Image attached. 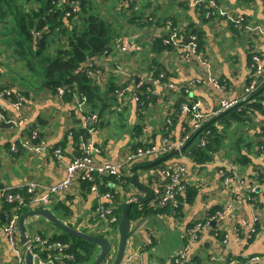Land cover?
<instances>
[{
	"label": "crops",
	"instance_id": "0c3cea01",
	"mask_svg": "<svg viewBox=\"0 0 264 264\" xmlns=\"http://www.w3.org/2000/svg\"><path fill=\"white\" fill-rule=\"evenodd\" d=\"M90 1H93L95 7L102 13H105L106 9H113L111 7L113 0ZM138 1H141L142 6L138 4L136 17L132 21L133 27L130 28L127 24L129 28L127 31L124 30L127 34L119 36L131 45L125 54L117 55V60L122 62V66L129 73V81L145 78L153 68L162 67L169 74L168 80L177 84L201 81L193 88L191 98L202 101L201 111L204 114L211 115L219 108L222 93L207 83L205 76L208 72L205 66L195 58L181 57L183 48H167L161 53L158 52V43L160 40L163 41L164 35L169 31L168 23L172 21L175 26L185 25L186 33L202 27L206 40L205 47L209 48L220 77L227 83L228 96L241 95L250 79V47L261 53L264 63V33L246 29L248 25H261L264 28V0H217L221 7L228 9L233 15L242 17L241 25H235L222 16L212 20L206 18L207 1L202 3L203 6L196 7L193 6L195 0ZM133 12L123 10L122 13L128 15ZM12 33L8 27L0 28L1 57L6 54L5 52L10 53L13 50ZM51 50L52 56H55L56 49ZM92 59L108 75L104 84L93 81L99 86L100 96L94 102H89L86 107L89 112L100 111L102 114V116L99 114V131L93 135L96 163H117L123 160L136 145L141 127L148 124L151 126V135L157 142H161L166 134L178 140L182 130L191 124L189 118L180 111L181 101L185 97L179 90H168L162 83L156 85L155 95L151 100H147V106L144 108L138 106L131 95L115 99L108 90L112 83L121 77L116 70L117 63L114 64L113 60L105 58L104 55ZM2 63L0 60V90L8 85L15 92H19L23 99L24 111L29 118L22 128L2 127L3 122H0V129H7L6 133H0V189L26 193L25 184L33 179L57 184L66 176L68 164L81 154V134L84 135L82 112L77 108L75 98H66L57 90L52 91L44 86L41 87L40 95L36 96L29 90L31 87L28 85L8 84L9 75L4 69L10 70L17 79H20L19 74H27V67L21 66L18 71H14L11 66L6 67ZM5 105L15 114L9 102H5ZM169 120L172 123L170 129H167ZM218 126L222 130V125L218 123ZM263 126L262 115H258L246 125L232 124L226 128L223 149L206 164L199 165L188 156L186 184L197 189L195 199L192 203H184L181 213L162 212L133 221L135 234L129 246L134 244V248L128 249L133 250L130 258L132 264H175L176 256L186 245L190 246L191 264H230L235 257L250 254H261L264 264V202L261 201L262 198L256 202L252 199L253 190L256 194L259 193L260 184L264 180V151L261 153L258 149V143L264 142V134L261 132ZM9 129L14 130L15 134L11 136ZM31 130L38 131L40 138L49 145L62 146L63 158L58 159L46 152L36 154L24 149L13 154L10 150L12 142L30 133ZM238 139L243 142L242 153L237 150ZM196 144L197 138L187 148L188 155ZM240 154H246L250 161L247 164L235 162L241 159ZM179 159V156H176L171 160ZM149 163L150 159L144 162L145 165ZM223 166L232 167L233 171L244 176L245 188H238L235 180L230 186H226L220 175V168ZM159 168L160 166L150 168L151 171L147 172L157 173ZM145 171L139 170V173L147 184ZM74 187L77 189L74 193L54 195L48 207L68 224H73L71 221L74 218L78 221L89 218L87 212L93 211L104 201L92 192L81 196L79 195L82 192L81 186L75 184ZM123 189L119 188L117 197H120V200L123 196L129 198L134 195H145L132 183L127 185L126 194ZM5 205V200L0 196V215L7 211ZM213 209H218L219 214L222 213L217 224L206 227L200 237L192 241L189 228ZM222 209L223 211H219ZM50 224L53 225L45 217H29L25 220L26 234L32 238L48 229L52 231ZM253 226L257 229V234L253 242H250L248 231ZM107 229L109 233L106 235L115 238L117 228L110 225ZM149 234H152V243L147 242ZM142 244L145 246L141 249L139 246ZM100 252V247H95L93 261ZM0 264H16V257L1 229Z\"/></svg>",
	"mask_w": 264,
	"mask_h": 264
},
{
	"label": "built area",
	"instance_id": "2783aa9c",
	"mask_svg": "<svg viewBox=\"0 0 264 264\" xmlns=\"http://www.w3.org/2000/svg\"><path fill=\"white\" fill-rule=\"evenodd\" d=\"M80 1L81 0H66L71 6V9L66 12L67 16L72 15L79 8ZM206 1L208 3L205 11L206 18L210 19L222 16L235 25H241L243 23L241 16L233 15L231 11L221 7L217 0H195L193 6L196 7L202 5V3ZM138 4V0H121L116 8L119 11L127 10L136 13ZM168 26L169 31L163 38L164 44L168 45L170 48H183L184 51L180 53L181 57L188 56L190 59L195 58L200 64L207 68V83L222 93L219 108L211 115L204 114L201 111L202 101L191 98L193 88L201 83V81H190L182 87L184 90L182 93L185 95V101L181 103L180 111L189 118L191 124L182 130L178 140L173 139L170 134H166L161 142H157L154 137H152L150 132L151 126L148 124L145 127H142V132L138 135L136 145L123 160L117 163H96L94 158L96 146L93 140V135L97 134L99 131L100 115L98 112H89L86 110L88 104L86 94L72 93L77 108L82 112L81 120L84 135L81 134V154L68 164L66 176L57 184L41 182L35 179L30 180L25 184V194L20 191L0 189L1 198L5 200L6 204H12L10 210H7L3 214L5 221L2 225L0 224V229L16 257V264H26L27 249H30L32 252L33 264H66L65 261L67 259H74L75 257V254L71 250L70 243L55 238V235H60L58 233H38L32 238L29 237L28 241L23 242L20 233L19 219L24 211L43 207L48 208L54 195L74 193L77 191L74 185L79 184L82 191L79 195L83 196V194L92 192L104 201L100 202L93 211L87 212L89 218H85L82 221H78V219L74 218L71 221L73 224L69 225L83 232L87 231L81 226L86 224H98L103 230H107V226L110 225L118 228L120 219L116 212L118 207L117 196H119V188L121 187L125 189L126 194V187L131 184L130 169L133 166L143 165L144 162L151 157H161L176 149L180 150L196 132L203 129L210 119L228 108L238 106L242 101L254 94L264 83V63L262 55L259 51L250 47V78L252 80L248 85H245L241 95L237 97L228 96L227 83L222 77H220L209 48L205 47V44L202 48L199 46L197 32L186 33L185 25L182 26L181 24H178V26H175L173 21L169 22ZM246 29L248 31L264 33V28L261 25H248ZM36 33L41 35L40 31H36ZM183 39L185 41H183ZM130 48L131 45L124 42L122 37H119L114 41V51H116V55L125 54V51ZM116 55L114 56L113 53H107L104 56L105 58L114 61L117 60ZM117 62L116 70L121 76H123L125 82L116 87V96L121 99L126 95H131V98L134 99L138 106H144V101L141 96L146 94V92L137 91L136 87L137 85L144 86L147 82L140 81L141 79L135 80L136 82L129 81V73L127 69L122 66L121 61ZM102 69L103 68H100L93 59H89L80 70L92 81L104 84L108 75L105 74ZM205 82L206 81H204V83ZM161 83L168 90H178L174 84H169L164 79L153 85L154 90L155 86ZM57 91L60 94H64L65 88L57 87ZM14 95L16 98H14ZM5 102H9L15 114L9 111ZM28 118L29 117L26 115V111H24L23 108L22 96L19 92H15L10 86H4L0 90V122L12 123L13 127L16 126L17 128H22L28 122ZM171 123V120H169L167 129H170ZM202 131H204L203 134L201 136L199 134L198 136V145L205 147L211 130L203 129ZM21 149L36 154L46 152L56 156L58 159H62L64 156V148L62 146L49 145L45 140L40 138L39 132L36 130H31L30 133L23 137L16 138L12 142L10 150L13 154H17ZM188 156L189 155L186 152L181 153L179 155V160H169L160 165L157 173H150L145 176L147 185H149L154 193V197L148 202L149 206L154 208H163L169 204H171L172 208L178 206V196L186 192L188 188L186 184L188 173L186 162L187 159H189ZM232 173L233 175L230 176L228 172L220 169V175L225 185L230 186L232 181L235 180L238 188H245V177L238 174L236 171H233ZM111 176L117 179V183L111 184L110 181L106 183L102 181L103 178ZM96 178L101 179V184L96 182ZM88 182L91 183V186L88 185ZM101 185L103 186V189H101ZM260 185L261 190L258 195L264 202V180H262ZM253 192L255 193V190H253ZM254 193L252 199L255 202L259 201L260 198ZM217 213L218 214L213 215L209 211L205 217L196 220L191 225L189 232L192 241L197 240L204 229L211 226V222H218V218L222 213ZM3 218L0 217V222ZM256 234L257 229L254 226L250 227L248 231V239H253ZM225 241H227V238ZM147 242H153L152 234H149ZM144 246L145 245L142 244L139 248L142 249ZM130 258L128 259V264H132ZM175 264H191L189 245L184 246L180 250L175 258ZM230 264H262V256L261 254L245 255L240 258H234Z\"/></svg>",
	"mask_w": 264,
	"mask_h": 264
},
{
	"label": "trees",
	"instance_id": "16d2710c",
	"mask_svg": "<svg viewBox=\"0 0 264 264\" xmlns=\"http://www.w3.org/2000/svg\"><path fill=\"white\" fill-rule=\"evenodd\" d=\"M26 1L37 2L39 7H31L30 10H25L23 7ZM70 9L71 6L66 0H21L18 4L16 0H0V28L8 27L12 30V35L14 34L11 44L13 55L27 67L31 74L37 76L40 85L52 91H56L57 87H64V96L66 98H74L72 93L86 94L88 103L94 102L100 96L98 94L100 91L99 86L94 84L80 69L85 65L86 61L95 56L107 53H113L114 56L117 54L114 51L113 40L119 37L120 30L118 26L113 24V21L119 20L121 15H123V10L119 11L117 8H113L110 10L106 9V12L102 13L101 10H96L93 1L90 0H81L79 8L72 15L67 16L66 12ZM210 19L212 20L213 18ZM130 21H134V19H130ZM36 31H40L41 35H38ZM192 32H197L199 46L202 48L206 43L202 27L195 28ZM48 37H50V40H48ZM51 48L56 49L55 56H52ZM167 48L168 45L160 40L158 52L161 53ZM117 61L114 60V64H118ZM153 70H156V72L160 70L167 71L162 67L153 68ZM167 75L169 76V74ZM251 80L250 78L246 85ZM120 85L118 78L108 90L115 99H117L115 89ZM146 86L147 84L144 85V87ZM21 94L23 93L21 92ZM182 96L185 97L184 94ZM141 97L146 102L144 106L146 107L147 100H151L152 95L146 93ZM14 98H16L15 95ZM183 101L185 100H182L181 103ZM99 114L102 116L100 111ZM258 115L264 117V91L251 101L239 104L235 110L208 124L205 130H211V133L208 136L207 145L205 147L198 144L194 145L189 156L199 165L206 164L213 159L219 150L223 149L226 139V128L234 123L240 125L251 123ZM218 123L222 125V130L219 129ZM141 132L142 127L139 135ZM203 132L200 133V136ZM261 132L264 134V126ZM236 144L237 150L242 153L243 142L238 139ZM258 149L261 153L264 151L263 141L258 143ZM240 158L235 162L247 164L250 161L246 154H240ZM220 169L228 172L230 176L233 175L232 167L223 166ZM100 180V178H96V182L101 184ZM102 181L104 183L110 181L111 184L117 183V179L113 176L105 177ZM88 185L91 186V183L88 182ZM101 189H103L102 185ZM196 195L197 189L194 186H189L186 192L178 196L179 203L176 208H172L171 204L163 208H154L149 206L148 202L133 203L128 209V216L130 220L137 221L149 215H156L162 212L181 213L184 209V203H192ZM257 196L260 198L258 193ZM127 199L125 196L122 197V200L117 197L118 207L116 212L119 219H121L122 209ZM11 207L12 204L5 205L6 210H10ZM60 207L63 208L62 205ZM217 211L218 209H213L210 213L216 215L218 214ZM219 211H223V209ZM2 223L3 220H1L0 224ZM102 236H106V234ZM55 238L71 244V250L75 257L74 259H67L65 261L66 264L92 263L94 253L88 247L89 241L64 231L63 234L55 235ZM253 240L254 238L250 239V242H253Z\"/></svg>",
	"mask_w": 264,
	"mask_h": 264
},
{
	"label": "water",
	"instance_id": "95a60500",
	"mask_svg": "<svg viewBox=\"0 0 264 264\" xmlns=\"http://www.w3.org/2000/svg\"><path fill=\"white\" fill-rule=\"evenodd\" d=\"M189 41V40H187ZM205 79L208 80V75L205 76ZM264 91V85L261 86L254 94L246 98L242 103H247L259 95ZM238 106H233L231 108L226 109L225 111L219 113L217 116L210 119L203 129H205L208 124L215 122L219 117L235 110ZM2 127H13L12 123H2ZM202 129V130H203ZM198 131L194 134V136L185 143V145L180 149H176L168 154L161 157H151V163L149 164H141L135 165L130 169V182L136 186L141 192L145 193L143 196H133L129 198L122 209L121 219L118 224V231L116 238L114 239L112 236H97L92 235L87 232H83L78 230L72 226H70L66 221L58 217L50 208H37L24 211L19 219V227L20 233L23 242L29 240V236L26 234L25 220L29 217L42 216L45 217L48 221L62 229L64 232L87 240L89 242H93L97 244L101 252L95 258V260L91 264H126L127 260L132 256L133 250L129 251L128 249L134 248V244L129 246V242L133 241V236L135 234V228L133 227V221L130 220L128 216V209L133 203H146L149 202L153 197V190L149 187V185L145 184L140 176L139 170H146L144 175H148L150 168H155L157 166L162 165L163 163L173 159L176 156H179L181 153L186 152L187 148L190 147L199 134L202 132ZM148 171V172H147ZM144 176V177H145ZM3 218V214L0 215ZM217 224V221L211 222V225L214 226ZM110 255V256H109ZM109 256V257H108ZM108 257V259H106ZM26 264H33V256L30 249H27L26 252Z\"/></svg>",
	"mask_w": 264,
	"mask_h": 264
},
{
	"label": "rangeland",
	"instance_id": "374dc122",
	"mask_svg": "<svg viewBox=\"0 0 264 264\" xmlns=\"http://www.w3.org/2000/svg\"><path fill=\"white\" fill-rule=\"evenodd\" d=\"M116 1V2H115ZM121 0H113L112 4H111V7L115 8L116 9V6L120 3ZM19 2H21V0H16V3L18 4ZM143 2V1H142ZM139 6H142L141 5V1H139ZM31 7H34V8H38L39 7V3H32V2H28L26 1L25 4H24V9L25 10H30ZM96 8V7H95ZM97 11H99L97 8H96ZM129 15H127L126 13L121 15V17L119 18V20H115L113 21V24L115 26H118V29L120 30V34L119 36H124L127 34V32H124V30L127 31V29L130 27H133V22L130 21V19H133L132 17H128ZM127 24L129 25V27H127ZM117 39V37L115 38ZM114 39V40H115ZM48 40H50V37H48ZM113 40V41H114ZM0 47H1V44H0ZM6 54L2 56V54H0V60L3 61L2 64H4L6 67L8 66H11L13 68L14 71H18V68L21 67V66H24L23 63L21 61H19L14 55H13V50L12 52H5ZM7 56V58H6ZM39 56H43V55H39ZM7 59V60H6ZM17 62H21L22 64H17ZM33 63V62H32ZM34 64V63H33ZM6 72H8V84H14V83H17L18 85L16 86H25V85H28L30 86L31 88H29L30 91H32L36 96H39L40 93H41V87H44V86H38L40 85L39 84V79L37 78V76L31 74L29 72V70L27 69V74H19V78L20 79H17L16 76L8 69H4ZM25 82V83H24ZM6 84V83H5ZM37 87V88H34V86ZM124 129V128H123ZM7 129L6 128H3V129H0V133H6ZM10 131V135H14L15 134V131L12 130V129H9ZM0 152H1V149H0ZM38 180V179H37ZM40 181V180H38ZM97 223H100V222H97ZM53 224V223H52ZM54 225V224H53ZM51 225L50 226L52 227V231H50V229L46 230L45 232H54V233H58V234H63V230L60 229L59 227H57L56 225ZM85 231H87V233L89 234H108L109 231L108 229L107 230H103L100 225L98 224H95V225H92V224H86L84 226H81ZM118 231V229H117ZM60 232V233H59ZM113 237V236H112ZM114 238V237H113ZM116 238V237H115ZM114 238V239H115ZM161 241V240H160ZM98 245L93 243V242H90V244L88 245L89 249L91 251H94L95 250V247H97Z\"/></svg>",
	"mask_w": 264,
	"mask_h": 264
},
{
	"label": "bare ground",
	"instance_id": "6f19581e",
	"mask_svg": "<svg viewBox=\"0 0 264 264\" xmlns=\"http://www.w3.org/2000/svg\"><path fill=\"white\" fill-rule=\"evenodd\" d=\"M184 58H189L188 56H184ZM162 76V77H161ZM167 73L163 70H160L159 72H156V70H152L151 72H148L147 76L145 78H141L140 81H143V82H147V86L144 87V86H138L136 87V90L137 91H145V88H146V93L150 94V95H155L156 93V90H154L153 88V85L156 84V83H159L162 79H164L167 83L169 84H174L176 86V88L180 91V92H183L184 90L182 89V87L184 85H180V84H177L173 81H169L167 80ZM139 81V82H140ZM125 82V79L123 78V76L119 77V83H124ZM134 100V99H133ZM142 100L144 101V99L142 98ZM146 105V102L144 101V106ZM144 106H140L141 108H143Z\"/></svg>",
	"mask_w": 264,
	"mask_h": 264
},
{
	"label": "clouds",
	"instance_id": "9594fccd",
	"mask_svg": "<svg viewBox=\"0 0 264 264\" xmlns=\"http://www.w3.org/2000/svg\"><path fill=\"white\" fill-rule=\"evenodd\" d=\"M128 15H131V16H133L132 18L134 19L135 17H136V13H131V14H128ZM129 17V16H128ZM168 48L169 49H171L169 46H168ZM243 102V101H242ZM239 106V105H238ZM215 117V116H214ZM197 139H198V137H197ZM118 229V228H117Z\"/></svg>",
	"mask_w": 264,
	"mask_h": 264
}]
</instances>
